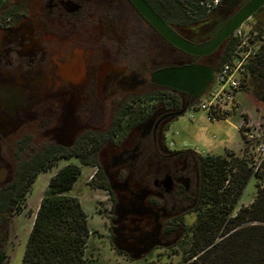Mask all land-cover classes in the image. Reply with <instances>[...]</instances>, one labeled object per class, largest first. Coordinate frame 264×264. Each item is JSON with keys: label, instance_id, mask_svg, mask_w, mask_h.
<instances>
[{"label": "flooded vegetation", "instance_id": "flooded-vegetation-1", "mask_svg": "<svg viewBox=\"0 0 264 264\" xmlns=\"http://www.w3.org/2000/svg\"><path fill=\"white\" fill-rule=\"evenodd\" d=\"M251 1L219 0L198 21L166 23L203 45ZM260 11L264 5L252 16ZM233 39L196 58L167 42L130 0H4L0 190L17 184L23 169H47L58 160L92 168L91 180L111 204L119 253L135 259L174 246L186 216L201 210V154L173 148L166 133L178 118L171 114L200 97L151 76L193 62L216 71ZM165 89L178 98L177 107L163 105Z\"/></svg>", "mask_w": 264, "mask_h": 264}, {"label": "trees", "instance_id": "trees-1", "mask_svg": "<svg viewBox=\"0 0 264 264\" xmlns=\"http://www.w3.org/2000/svg\"><path fill=\"white\" fill-rule=\"evenodd\" d=\"M146 1L165 22L177 24L198 21L212 11L202 0ZM236 41L234 37L219 65L229 59ZM247 71L248 83L258 84L254 95L264 106V45L248 63ZM245 88L250 89V86ZM155 98L152 96L149 100ZM161 99L164 106L177 107L179 104L178 98L166 89ZM231 155V161L243 171L234 182V191H231V184L221 190L226 181V165L230 161L225 158L227 156L198 155L199 195L202 204L208 203L211 208L201 211L196 227L198 232L201 231L206 247L201 254L199 249H193L185 264H264V187L259 189L248 208L244 207L232 216L231 211L252 175L244 159ZM44 170L46 168H25L20 172L17 184L0 190V264H8L6 238L1 232L9 222L10 212L21 209L20 200ZM80 171L78 167L67 165L50 180L36 211L21 264H85L84 253L90 234L87 215L77 198L70 194ZM91 182H95L94 179ZM95 185L101 187L96 182ZM223 224L227 229L222 238L213 243L215 231Z\"/></svg>", "mask_w": 264, "mask_h": 264}, {"label": "rangeland", "instance_id": "rangeland-1", "mask_svg": "<svg viewBox=\"0 0 264 264\" xmlns=\"http://www.w3.org/2000/svg\"><path fill=\"white\" fill-rule=\"evenodd\" d=\"M202 2L207 7L209 5L210 9H213L217 4L213 5L214 0H202ZM263 29L264 11L250 17L241 26L242 32L246 35L251 32L261 33ZM257 85L249 81L248 87L250 86V89L243 86L237 91V99L235 98L233 104L227 108L225 119L208 120L204 111L193 110L188 107L170 125L166 133L167 140L172 143L171 146L175 149L188 148L202 153L201 155L208 153L227 156L225 158L230 160L225 169L227 182L223 183L221 190L230 184L231 191L236 190L233 189L234 182L243 172L239 166L231 161V153L235 158H240V151L226 150V147L238 149L243 138L242 132L264 134V106L254 95ZM203 98L200 96L199 100ZM148 101L147 99L149 105ZM65 164V161L58 160L48 165L45 171L36 176L20 200L21 209L10 212L9 222L3 227L5 231L2 230L1 232V235L4 234L6 238L5 251L8 264H21L22 251L25 248L24 242L29 236L27 231L29 233L31 231L36 211L47 192L50 180L65 167ZM92 174H94V169L82 167L80 175H78L70 191V194L80 202L87 215L90 234L84 253L85 264H185L186 258H189L193 249H199L200 254L203 252L206 247L204 246L205 239L201 236V231L196 230V227L201 211L211 208L208 203L201 204V210L197 215L186 216L181 227L182 239L174 246L167 249L158 248L135 259L119 253L112 244L110 231L112 211L107 192L104 188L97 187L95 182H91ZM259 189L261 188L257 186L256 179L251 176L242 189L237 204L231 211L232 216L236 215L240 209L248 208L254 201ZM226 229L227 225L223 224L215 231L213 243L222 238V233Z\"/></svg>", "mask_w": 264, "mask_h": 264}, {"label": "built area", "instance_id": "built-area-1", "mask_svg": "<svg viewBox=\"0 0 264 264\" xmlns=\"http://www.w3.org/2000/svg\"><path fill=\"white\" fill-rule=\"evenodd\" d=\"M214 1L213 5L218 0ZM234 37L237 41L230 52L229 59L216 69L212 81L202 95L204 98L189 105L190 109L204 111L208 120L225 119L227 108L233 104L236 92L248 85V63L264 45V29L261 33L251 32L246 35L239 27ZM242 134L240 158L244 159L251 170L257 186L263 188L264 134L255 132H242ZM169 145L172 143L169 142Z\"/></svg>", "mask_w": 264, "mask_h": 264}, {"label": "water", "instance_id": "water-1", "mask_svg": "<svg viewBox=\"0 0 264 264\" xmlns=\"http://www.w3.org/2000/svg\"><path fill=\"white\" fill-rule=\"evenodd\" d=\"M3 1L4 0H0V6ZM130 2L148 24L152 26L167 42L196 58L213 52L227 37L233 35L246 20L264 5V0H252L239 10L209 42L199 45L181 37L145 0H130ZM214 73L215 71L212 67L193 62L180 66L162 68L152 74L151 80L156 84L185 92L193 99H196L203 95L209 83L212 81ZM185 109L186 106L171 115L178 117L184 113Z\"/></svg>", "mask_w": 264, "mask_h": 264}, {"label": "crops", "instance_id": "crops-1", "mask_svg": "<svg viewBox=\"0 0 264 264\" xmlns=\"http://www.w3.org/2000/svg\"><path fill=\"white\" fill-rule=\"evenodd\" d=\"M237 97V92H236V94H235V98ZM235 98H234V100H235ZM237 99V98H236ZM176 120V119H175ZM174 120V121H175ZM173 121V122H174ZM172 122V123H173ZM240 146H241V144H240ZM240 146L238 147V149H236V148H231V147H226V150H232V151H236V150H239V148H240ZM199 154H202V153H199ZM206 154V153H205ZM208 154V153H207ZM217 155H222V154H217ZM29 228V227H28ZM26 230H27V228H26ZM28 233L27 234H29V231H27ZM25 243H26V241L24 242V247H25ZM13 249V248H12ZM10 250V249H9ZM23 251H24V249H23ZM23 251H22V254H23ZM10 255V254H9ZM22 258V257H21Z\"/></svg>", "mask_w": 264, "mask_h": 264}]
</instances>
